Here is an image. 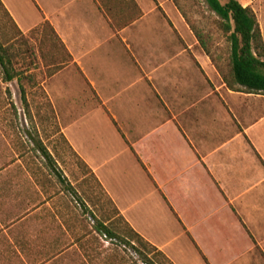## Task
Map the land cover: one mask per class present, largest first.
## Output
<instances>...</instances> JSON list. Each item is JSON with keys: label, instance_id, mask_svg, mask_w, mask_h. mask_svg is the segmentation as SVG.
<instances>
[{"label": "crops", "instance_id": "obj_1", "mask_svg": "<svg viewBox=\"0 0 264 264\" xmlns=\"http://www.w3.org/2000/svg\"><path fill=\"white\" fill-rule=\"evenodd\" d=\"M18 1L17 30L47 21L67 50L41 86L116 213L0 154V264H127L115 217L171 264H264V95L225 86L173 0Z\"/></svg>", "mask_w": 264, "mask_h": 264}, {"label": "rangeland", "instance_id": "obj_2", "mask_svg": "<svg viewBox=\"0 0 264 264\" xmlns=\"http://www.w3.org/2000/svg\"><path fill=\"white\" fill-rule=\"evenodd\" d=\"M244 6H250L255 12L264 43V0H238ZM19 5L25 11H30L26 0H19ZM173 5L180 8L186 15L187 19L198 29L210 34L213 46L225 55L228 44L226 38L219 29L218 17L208 9L203 0H173ZM176 7V8H177ZM170 11L171 5H165ZM33 13V12H32ZM35 17V14H33ZM171 15V14H170ZM35 19V18H34ZM33 19V20H34ZM41 30L32 33L22 34L10 21L8 16L0 9V42L5 46H10V50L15 55L13 67L16 72H21L18 77L24 87L28 109L22 104L19 92L18 77L10 82H4L3 70L0 67V154L11 157L10 162H14L13 169L22 170L23 168L36 171L48 169L45 160L36 149L33 142L35 139H41L46 148L54 158L59 175L64 177V182L60 181L62 186L75 187L77 194L74 195L77 202H88L92 205L93 211L100 215L99 207L104 206V213L109 218L115 216L116 210L111 203L102 194L99 186L90 175L82 162L76 158L73 151L69 148L60 134L55 121V115L51 102L41 86L44 80L45 72L42 63L38 58L37 44L42 39ZM193 39L194 36L191 33ZM50 39V36L48 35ZM53 41V38H51ZM28 51V53H26ZM31 53H35L36 62L34 66L27 69L28 61L33 59ZM56 56V53L53 54ZM52 56V58H55ZM59 58L67 61L65 53L61 52ZM51 69V68H50ZM31 76V79L27 77ZM72 91L80 94L82 85L81 81L73 78ZM56 84V83H55ZM59 85L60 83L57 82ZM29 114V116L27 115ZM9 163V162H8ZM7 162L0 161V168ZM54 178L58 180L57 176ZM91 220L96 219L91 213ZM109 227L115 231L116 236L109 238L110 242L120 247L124 253L127 264H146L141 256L136 252L134 247H138L136 239H131V234L126 224L121 223V219L114 218ZM129 237V244L122 241L119 236ZM149 256H152L149 254ZM160 264H168L165 260L157 257Z\"/></svg>", "mask_w": 264, "mask_h": 264}, {"label": "trees", "instance_id": "obj_3", "mask_svg": "<svg viewBox=\"0 0 264 264\" xmlns=\"http://www.w3.org/2000/svg\"><path fill=\"white\" fill-rule=\"evenodd\" d=\"M203 1L207 4L208 9L218 17L219 29L225 36L228 44L225 55L221 52L219 54L217 53L209 33L198 29L190 23L180 8L179 11L183 14V17L191 28L195 38L215 66L225 86L232 91H244L264 95V43L255 12L250 6H244L238 0ZM0 9L12 22L1 2ZM40 27L41 28L32 29L29 33L41 30L43 37L37 44L38 58L45 67L49 68L48 66H52L50 71L46 69L47 73L50 74L52 71L62 68L66 62L59 58L61 52L65 53V55H68V53L47 21L42 23ZM48 35L50 36V39L48 38ZM51 38H53L54 42L51 41ZM26 53H28V51H26ZM55 53L57 57L53 55ZM31 56L33 59L28 61V67L26 70H30V68L35 65L34 62L38 60L35 53H31ZM52 56L55 58H52ZM14 57L15 55L10 50V46H5L0 42V67L3 70L4 82H10L15 77L22 74L21 72H16V70H14L12 62ZM27 78L31 79V76H28ZM17 81L19 84L22 104L28 109L25 90L20 83L19 77ZM27 115L29 116V114ZM57 132H59V130H57ZM60 136L63 138L61 134ZM33 142L36 149L45 160L47 166L54 171L55 175L60 178L61 182H64V177L59 175L54 158L42 140L33 137ZM88 172L90 173L89 170ZM127 228L129 234H131L130 240L136 239L137 241L138 247H134V249L146 264H160V261L156 259L157 257H160L168 264H171L161 252L157 251L155 247L145 241L128 225ZM103 231L110 238L116 236L115 231L111 228L103 227ZM119 237L122 241L129 244V237L121 235ZM149 254L152 256H149Z\"/></svg>", "mask_w": 264, "mask_h": 264}]
</instances>
